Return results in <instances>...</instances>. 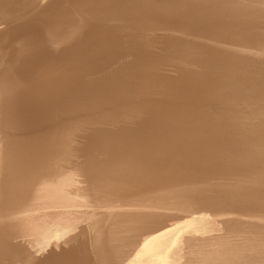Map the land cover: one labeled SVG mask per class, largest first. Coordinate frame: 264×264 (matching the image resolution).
Wrapping results in <instances>:
<instances>
[{"label":"bare ground","instance_id":"bare-ground-1","mask_svg":"<svg viewBox=\"0 0 264 264\" xmlns=\"http://www.w3.org/2000/svg\"><path fill=\"white\" fill-rule=\"evenodd\" d=\"M0 264H264V0H0Z\"/></svg>","mask_w":264,"mask_h":264}]
</instances>
